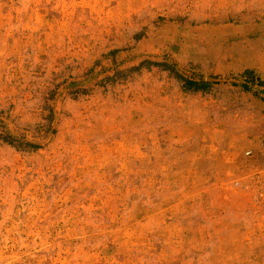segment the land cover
<instances>
[{"label": "rangeland", "instance_id": "1", "mask_svg": "<svg viewBox=\"0 0 264 264\" xmlns=\"http://www.w3.org/2000/svg\"><path fill=\"white\" fill-rule=\"evenodd\" d=\"M0 264H264V0H0Z\"/></svg>", "mask_w": 264, "mask_h": 264}, {"label": "trees", "instance_id": "2", "mask_svg": "<svg viewBox=\"0 0 264 264\" xmlns=\"http://www.w3.org/2000/svg\"><path fill=\"white\" fill-rule=\"evenodd\" d=\"M179 76H180V75H179ZM180 80H182V86H183L184 88H191L192 82H191V84H190V82H189L188 79H186V78L180 76ZM258 83L263 84V82H259V81H258ZM207 84H208V83H197V82H196V85H197V86H195V88H197V87H198V88H204ZM11 140H12V142H14V139H13V138H12ZM10 142H11V141H10ZM24 145L26 146V145H31V144H30L29 142H25ZM31 146H32V145H31ZM33 146H35V145H33Z\"/></svg>", "mask_w": 264, "mask_h": 264}]
</instances>
